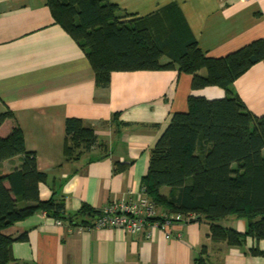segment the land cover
<instances>
[{"label": "crops", "instance_id": "obj_1", "mask_svg": "<svg viewBox=\"0 0 264 264\" xmlns=\"http://www.w3.org/2000/svg\"><path fill=\"white\" fill-rule=\"evenodd\" d=\"M109 1L136 16L176 3L199 47L211 57L264 39V0ZM191 83L192 75L174 66L113 71L106 87L97 86L85 52L53 21L45 0H0V111L13 114L0 125V136L20 127L25 149L35 153L37 168L46 173L38 185L39 198H62L67 212L83 205L99 209L127 198L129 191L140 195L150 150L172 115L187 111L190 95H226L220 86L192 89ZM230 89L253 115L264 114V59L238 76ZM67 117L80 118L97 136V144L73 161L63 155ZM20 163V155L6 159L0 173ZM117 163L124 166L115 169ZM79 220L58 224L39 210L3 233L14 239L15 259L35 264H196L203 245L212 264H264L263 256L249 252L256 246L263 250V241L213 242L203 218H185L170 227V238L162 230H152L147 238L145 231L85 228L76 224ZM220 223L246 229L242 217L227 216Z\"/></svg>", "mask_w": 264, "mask_h": 264}, {"label": "trees", "instance_id": "obj_2", "mask_svg": "<svg viewBox=\"0 0 264 264\" xmlns=\"http://www.w3.org/2000/svg\"><path fill=\"white\" fill-rule=\"evenodd\" d=\"M45 4L53 21L85 52L97 86L106 87L113 71L177 66L192 75V89L209 85L225 89L220 99L190 95L187 111L172 115L150 150L141 186L160 210L205 219L213 242L241 245L252 237L264 244V114L253 115L230 89L238 76L264 59V39L211 57L199 47L174 2L142 16L109 0H45ZM12 117L10 110L0 111V125ZM96 144L93 128L77 117L65 119L66 161L78 159ZM16 155L21 156L19 167L0 173V264H35L13 257L14 239L3 230L39 210L68 225L80 218L76 224L87 228L99 209L83 205L67 212L64 199L39 198L38 185L46 173L37 168L35 153L25 149L18 125L0 136V162ZM122 166L117 163L115 169ZM227 216L244 218L245 231L223 226L220 221ZM249 252L264 257V249L257 246ZM195 263L212 264L205 245Z\"/></svg>", "mask_w": 264, "mask_h": 264}, {"label": "built area", "instance_id": "obj_3", "mask_svg": "<svg viewBox=\"0 0 264 264\" xmlns=\"http://www.w3.org/2000/svg\"><path fill=\"white\" fill-rule=\"evenodd\" d=\"M139 193L140 195L136 197L132 196V191H129L127 198L110 201L99 208V214L94 219L93 225L87 228H113L127 234L145 231L147 238L151 236L152 230H162L167 238L172 237L169 228L183 222L185 216L181 213L167 212L157 208L147 196L143 186ZM188 218H192V216ZM57 223L61 224L62 221L57 220Z\"/></svg>", "mask_w": 264, "mask_h": 264}, {"label": "water", "instance_id": "obj_4", "mask_svg": "<svg viewBox=\"0 0 264 264\" xmlns=\"http://www.w3.org/2000/svg\"><path fill=\"white\" fill-rule=\"evenodd\" d=\"M197 217H199V216H197Z\"/></svg>", "mask_w": 264, "mask_h": 264}]
</instances>
